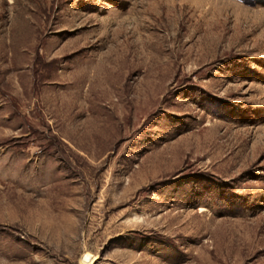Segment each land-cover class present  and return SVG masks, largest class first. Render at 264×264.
<instances>
[{
  "label": "rangeland",
  "instance_id": "374dc122",
  "mask_svg": "<svg viewBox=\"0 0 264 264\" xmlns=\"http://www.w3.org/2000/svg\"><path fill=\"white\" fill-rule=\"evenodd\" d=\"M0 264H264V0H0Z\"/></svg>",
  "mask_w": 264,
  "mask_h": 264
},
{
  "label": "bare ground",
  "instance_id": "6f19581e",
  "mask_svg": "<svg viewBox=\"0 0 264 264\" xmlns=\"http://www.w3.org/2000/svg\"><path fill=\"white\" fill-rule=\"evenodd\" d=\"M201 212H205V210L204 209H201Z\"/></svg>",
  "mask_w": 264,
  "mask_h": 264
}]
</instances>
